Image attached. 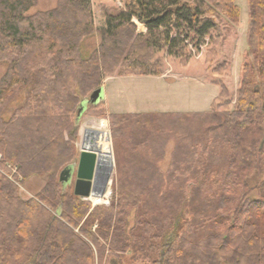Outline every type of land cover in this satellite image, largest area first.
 I'll return each mask as SVG.
<instances>
[{
    "label": "trees",
    "instance_id": "1",
    "mask_svg": "<svg viewBox=\"0 0 264 264\" xmlns=\"http://www.w3.org/2000/svg\"><path fill=\"white\" fill-rule=\"evenodd\" d=\"M36 2L0 0V156L23 180L48 179L24 201L0 178V264H116L131 249L157 254L159 264H264V0H247L235 89L233 0H58L29 15ZM92 35L100 42L83 56ZM197 61L219 89L210 112L110 114L101 104L115 156L110 202L91 208L64 191L59 176L74 157L83 99L108 78L169 77L173 64ZM81 134L94 143L82 151H109L103 122ZM111 167L110 152L97 156L91 196L108 187Z\"/></svg>",
    "mask_w": 264,
    "mask_h": 264
},
{
    "label": "rangeland",
    "instance_id": "2",
    "mask_svg": "<svg viewBox=\"0 0 264 264\" xmlns=\"http://www.w3.org/2000/svg\"><path fill=\"white\" fill-rule=\"evenodd\" d=\"M58 0H37L34 8L30 10L29 15L37 12H46L53 10L57 5ZM234 5L239 11V22L236 26L237 38L234 46L230 51L231 59V73L230 80L233 89L238 85L240 78V69L243 62V56L247 52V29H248V3L247 0H233ZM100 42L99 36L92 35L87 38L80 45V50L83 56L89 55ZM7 71V64L0 63V80ZM103 98L97 106L87 105L80 120L77 122V135L76 140L73 142L74 157L68 164L73 166L74 172L72 183L69 186L63 185L67 189L73 190L75 173L78 165L81 148L85 146L88 150L93 146V142L89 141L86 144L81 143L82 128L84 125L88 127L96 126L101 122L104 123V130H106L109 138V151L103 146L99 148L97 156L101 161L107 158V152H110L112 158V167L110 176L108 178V187L101 193L100 196L93 194L91 200L79 198L85 203H89L91 208L97 206H107L112 197V183L115 176V156L111 140V133L109 129V122L106 118L102 117V113L106 108L110 114H167V113H207L211 110L213 100L217 97L219 89L209 78H207L203 65L197 61L191 63L186 68H180L173 64L171 74L164 77L158 76H121L108 78L104 80L102 85ZM26 93L23 92L13 99L3 111V119L8 121L13 112L23 105ZM90 96L82 101H88ZM102 104V105H101ZM77 119V116L76 118ZM19 132L14 130L13 133ZM65 136V141L67 136ZM27 139H31V135L23 137V141H18V145H25ZM92 143V144H91ZM81 147V148H80ZM173 144L170 143L167 149L165 162L161 165L163 171L168 166L169 153L171 152ZM44 156V155H42ZM40 156V157H42ZM62 171V169H61ZM60 171V172H61ZM59 175V174H58ZM0 178L6 179L17 188L18 195L24 201L34 198L47 183L48 177H32L28 180H23L19 175V169L9 163H1L0 156ZM100 197L104 201L100 204H94L96 199ZM134 216L132 212L127 218L128 231L134 227ZM97 225L91 227V232L95 233ZM103 245L104 243L100 241ZM157 254L144 249L143 252L137 250H128L120 255L116 264H159Z\"/></svg>",
    "mask_w": 264,
    "mask_h": 264
},
{
    "label": "water",
    "instance_id": "3",
    "mask_svg": "<svg viewBox=\"0 0 264 264\" xmlns=\"http://www.w3.org/2000/svg\"><path fill=\"white\" fill-rule=\"evenodd\" d=\"M103 98L102 89L94 91L88 101H83L78 109L77 122L80 120L87 105H98ZM97 163V155L92 152L81 151L78 165L75 173V181L73 186V194L82 199H89L92 192L93 177ZM74 168L66 167L59 176V182L62 185L69 186L72 183Z\"/></svg>",
    "mask_w": 264,
    "mask_h": 264
}]
</instances>
